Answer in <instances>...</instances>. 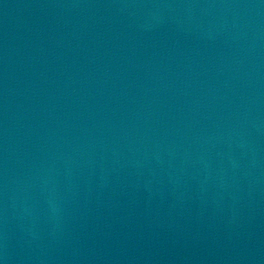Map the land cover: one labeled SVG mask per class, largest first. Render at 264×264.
I'll use <instances>...</instances> for the list:
<instances>
[{
    "label": "water",
    "instance_id": "1",
    "mask_svg": "<svg viewBox=\"0 0 264 264\" xmlns=\"http://www.w3.org/2000/svg\"><path fill=\"white\" fill-rule=\"evenodd\" d=\"M0 264H264V0H0Z\"/></svg>",
    "mask_w": 264,
    "mask_h": 264
}]
</instances>
